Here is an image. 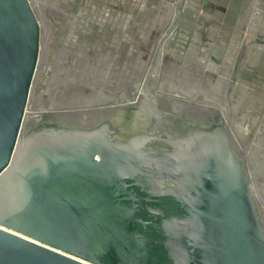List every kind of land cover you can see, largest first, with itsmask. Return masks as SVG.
<instances>
[{"label": "water", "instance_id": "water-1", "mask_svg": "<svg viewBox=\"0 0 264 264\" xmlns=\"http://www.w3.org/2000/svg\"><path fill=\"white\" fill-rule=\"evenodd\" d=\"M44 30L33 0H0V264H264V205L227 118L187 125L172 172L90 130L27 126L76 109L29 112Z\"/></svg>", "mask_w": 264, "mask_h": 264}, {"label": "flooded vegetation", "instance_id": "flooded-vegetation-1", "mask_svg": "<svg viewBox=\"0 0 264 264\" xmlns=\"http://www.w3.org/2000/svg\"><path fill=\"white\" fill-rule=\"evenodd\" d=\"M169 27L167 33L143 35L142 43L130 40L135 37L129 35L50 36L45 29L30 106L76 109L54 114L44 111L27 126L61 124L90 130L105 137L106 150L123 147L129 151L136 166L172 172L178 165L175 142L185 134L187 125L213 126L227 118L235 149L246 156L247 172L264 205V113L251 117V137L237 123L239 114L251 110L247 106L264 104L257 94L239 95L237 87L241 66L251 61L247 47L252 42L243 36L242 54L227 62L210 51L216 48L214 36L204 34L203 28H198V37L190 36L191 41L175 35L171 24ZM212 54L217 66L208 60ZM48 69L42 88L47 95L36 104ZM260 87L249 89L259 92L263 90Z\"/></svg>", "mask_w": 264, "mask_h": 264}, {"label": "rangeland", "instance_id": "rangeland-1", "mask_svg": "<svg viewBox=\"0 0 264 264\" xmlns=\"http://www.w3.org/2000/svg\"><path fill=\"white\" fill-rule=\"evenodd\" d=\"M190 1L198 2V0H33V3L42 18L45 29H47L50 36L129 35L135 37V39L131 38L130 40H135L138 43H142V35H159L165 32L167 33V31L170 29V24L172 27H174L176 24L178 25L177 27H174L175 35L188 38V40H191L190 36L198 37L200 34L199 29L198 26H194L195 21L193 20L194 18L192 16L190 18L192 21L187 23V19L189 17L187 16L188 13L185 10V5L191 3ZM250 1L253 2V0H248L244 11H241L242 18H250ZM257 1L258 6L263 8L264 0ZM157 2L161 3L159 5L161 7H165L167 5L169 8H160L159 10H156L154 3L157 5ZM167 3H169V5ZM260 13L264 18V10L257 12L259 15ZM257 20H260L259 16H257ZM256 31L259 37L262 36L261 34H264V31L260 30L259 28H257ZM206 32L207 35L211 34V32ZM241 32L243 36L245 35L247 37L256 35L253 31H251L250 23L242 22ZM98 40L105 41L104 39ZM259 43H264V40H259ZM252 45L253 43L247 47V50L256 53L255 56L258 58V67L241 66V69L249 68L250 71L247 72H251L253 80H248L247 82L250 74H240L236 81L237 85L239 84V86H237L239 87V95L247 94V92H249L254 95L257 94L259 100L261 97L264 98V83L260 87L263 88V90L259 92L249 89L252 86L258 87L257 85L251 86L247 85L246 83L254 84L256 83V80L264 82V52L262 55L260 53V50L264 51V48L257 50V48L253 47ZM46 74H49V69L48 73H46L45 70L43 74L44 81L43 83L41 82L42 84L40 83L41 89H37L36 104H40L43 100H45V96L47 95L46 93H43L44 91L42 89L46 83ZM223 76L225 75L223 74ZM193 81L195 82L194 79ZM247 87L248 89L244 90ZM247 108L251 109L244 112L248 118L245 117V115L239 114V119L242 117L243 119L245 118L246 121L241 118L242 122L238 121L240 122L238 124H242L240 126V128H242L241 131L243 133L247 132L246 136H249L250 125L248 124H250L251 117L253 115H258V117H261V114L264 113V104L260 101L257 106L251 104L247 106ZM235 122H237V119ZM259 142H262V139H260Z\"/></svg>", "mask_w": 264, "mask_h": 264}, {"label": "crops", "instance_id": "crops-1", "mask_svg": "<svg viewBox=\"0 0 264 264\" xmlns=\"http://www.w3.org/2000/svg\"><path fill=\"white\" fill-rule=\"evenodd\" d=\"M247 1L248 0H216L215 2V0H198V2L190 1L191 3L185 5V10L187 11V16L189 17L187 19V23L192 21V19H190L192 16L195 21L194 26L203 28L204 34L208 31L209 33L211 32V34H208L209 36H214L213 41H215L214 44L216 45V48L211 49L210 51H216L219 59L221 58L224 59V61L226 60L227 62H231L232 60H235L238 55L242 54L244 50L242 46V22L250 23L251 31L256 34L248 38L253 43L252 46L257 48V50L264 48V43H259V40H264V34H261L262 36L259 37L256 31L257 28L264 31V18L261 16V13L260 15L257 14L260 10H264V7L261 8L258 6L257 0H253V2L250 1V18H242L241 11H244ZM160 4V2H157V5L154 3L156 10H159L160 8H169L167 5V7H161L159 6ZM167 4L169 5V3ZM257 16H259L260 20H257ZM263 52V50H260L261 55ZM247 54H249L248 57H250L251 61L243 64L242 66L258 67V58L255 56L256 53H253V51H247ZM209 57L208 60L212 63L211 66H217V61L214 58V55H209ZM247 71H250V69H241L240 74L244 75V72ZM245 74H250L249 80H253L251 72H247ZM263 83L264 82L256 80L255 85L259 87L260 85H263Z\"/></svg>", "mask_w": 264, "mask_h": 264}, {"label": "bare ground", "instance_id": "bare-ground-1", "mask_svg": "<svg viewBox=\"0 0 264 264\" xmlns=\"http://www.w3.org/2000/svg\"><path fill=\"white\" fill-rule=\"evenodd\" d=\"M143 36V35H142ZM46 42V41H45ZM46 46V45H45ZM49 48V47H48ZM154 49H155V47H153ZM203 65V64H202ZM77 73V72H76ZM79 73V72H78ZM75 81V80H74ZM239 86V85H238ZM262 91V90H261ZM249 93V92H248ZM229 99V98H228ZM262 102V101H261ZM38 111V108H36V107H32V106H30V110H29V112H30V114H34L35 112H37ZM240 111H241V109H240ZM245 117H247L248 118V116H246L245 115ZM242 118V117H241ZM241 118L238 120V121H241L242 122V120H241ZM246 118V119H247ZM237 119V118H236ZM243 119V118H242ZM244 121H246L245 120V118L243 119ZM237 123H240V122H237ZM242 125V124H241ZM240 125V126H241ZM249 125V124H248Z\"/></svg>", "mask_w": 264, "mask_h": 264}]
</instances>
